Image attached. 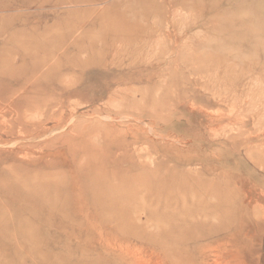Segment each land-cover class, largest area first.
Listing matches in <instances>:
<instances>
[{
	"label": "rangeland",
	"instance_id": "obj_1",
	"mask_svg": "<svg viewBox=\"0 0 264 264\" xmlns=\"http://www.w3.org/2000/svg\"><path fill=\"white\" fill-rule=\"evenodd\" d=\"M0 264H264V0H0Z\"/></svg>",
	"mask_w": 264,
	"mask_h": 264
}]
</instances>
